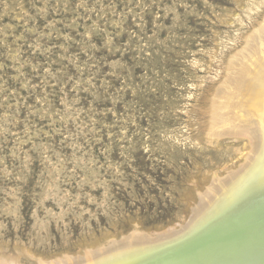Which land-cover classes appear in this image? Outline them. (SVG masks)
<instances>
[{"label":"rangeland","instance_id":"374dc122","mask_svg":"<svg viewBox=\"0 0 264 264\" xmlns=\"http://www.w3.org/2000/svg\"><path fill=\"white\" fill-rule=\"evenodd\" d=\"M263 22L264 0H0V261L185 224L241 165L206 133Z\"/></svg>","mask_w":264,"mask_h":264},{"label":"bare ground","instance_id":"6f19581e","mask_svg":"<svg viewBox=\"0 0 264 264\" xmlns=\"http://www.w3.org/2000/svg\"><path fill=\"white\" fill-rule=\"evenodd\" d=\"M248 39L211 103L204 138L212 145L243 139L240 167L207 180L185 224L49 264H264V25Z\"/></svg>","mask_w":264,"mask_h":264}]
</instances>
